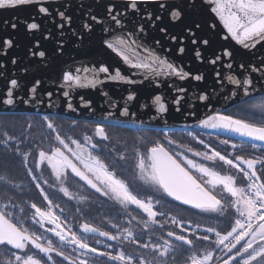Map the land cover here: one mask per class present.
Instances as JSON below:
<instances>
[{
    "label": "snow or ice",
    "instance_id": "6c2138e0",
    "mask_svg": "<svg viewBox=\"0 0 264 264\" xmlns=\"http://www.w3.org/2000/svg\"><path fill=\"white\" fill-rule=\"evenodd\" d=\"M215 7L212 11L219 16L223 22L228 33L239 44L245 48L254 47L256 43L264 41V0H212ZM40 5L37 9L39 14L50 16L49 8L43 6V0H0V9L15 8L16 6L23 5ZM139 4H155L157 10L153 11L149 8L141 9ZM195 6V0L188 4V8ZM115 5H109L107 12L112 21L116 25H122L123 20L120 15H112L115 10ZM132 9L137 14L141 15L143 21L155 27L156 22L163 19L162 13L168 12L172 21H180L184 17L185 9L181 4L175 2V0H125V9ZM58 15L62 20L71 24L72 17L67 16L65 12L60 11ZM124 19H127V12L123 14ZM95 21L97 18L92 17ZM25 27L29 32L38 31L41 28L40 23L36 22L35 17L31 22L24 21ZM65 23L58 25L61 29V35H63V28ZM103 23V21H98ZM135 23V22H134ZM16 23L11 24V28L15 29ZM90 25L85 24V28L90 30ZM201 25L193 21L189 25H185V31L189 37H192L191 43L193 45L200 44L202 46H208L210 39L197 36L193 29L199 30ZM139 32H144V23L138 25ZM104 31H108L107 28ZM159 31L169 36L172 41L182 43L185 39L184 36L170 35L166 27H162ZM47 38V37H46ZM39 42L37 41V44ZM107 47L116 51L123 57L124 61L131 64L138 69H147L149 71H155L157 74L160 69H169L181 80L186 79L191 74L183 71V69H177L173 64L168 63L166 60L161 59L158 56H150L147 59H138L136 63H132L129 55L126 54V50H130L135 55V50L132 49L131 44L123 37H114L112 41H105ZM135 41H132L134 44ZM159 43V41H157ZM0 46L11 48L15 45L13 39L8 38L0 41ZM35 47V45H34ZM178 52L183 54L186 51L184 46L178 47ZM148 52V49H144ZM57 53L62 55V47L57 48ZM33 56L38 55L41 58L46 57L45 51L32 52ZM226 56H231L232 53L225 50L223 53ZM195 57L197 59L202 58V53L197 48L195 50ZM221 56L217 55L208 62L215 65ZM151 61L149 63L148 61ZM15 63V59L12 61ZM231 68V64L227 65ZM241 68L244 65H240ZM253 71H260V69L253 68ZM81 73H95L92 79H89L87 75L82 76ZM100 73L108 74L106 79L117 81L125 80L126 78L121 75L119 69L115 70V74L110 73L108 66L101 64L97 67H82L76 68L75 74L72 71H65L62 76L65 86L72 88L74 86L84 87L86 84L95 86L102 83L98 78ZM219 76V73L216 74ZM192 79L201 81L204 79L203 75L197 74L192 76ZM228 79L237 85L243 83L244 86H251L253 81L250 78H245L243 82L233 77ZM128 83H135V81H127ZM41 83L40 80H36L30 89L35 94L37 86ZM11 87L7 91V99L5 104L11 105L13 100V89L19 87V83L16 79L10 80ZM178 92H185L183 88L177 89ZM245 94H247V87H245ZM51 96L52 93H47ZM65 97L69 96V92L63 93ZM106 95V94H105ZM83 99V98H82ZM134 99V94H129L127 100ZM181 97H175L172 100V104L176 106V110H180ZM208 95L201 94L199 100L207 101ZM154 103L158 106L159 113H165L168 111L165 103L162 102V97L156 95L154 97ZM68 107L72 108V104L68 103ZM264 109V102L253 105ZM123 114H128V108L123 109ZM47 120V117H45ZM75 123V122H74ZM200 124L205 128L212 129H224L229 132L237 133L241 137H248L251 141L264 142V123L255 124L241 119H234L232 116L222 115L217 113L215 115L207 117V119L201 120ZM48 128L52 129L51 122L48 123ZM95 132L103 140H108L104 128L97 125ZM193 135L192 133H189ZM7 139L5 144L13 137L4 133ZM167 138V133H165ZM194 139L198 137L193 136ZM61 147H55L51 150V154L45 151H39V159L37 161V167L44 161H47L48 166L52 170L56 181L60 184L59 191L65 196L71 197L69 189L64 186V182L69 171L80 180L84 181L96 192L102 196L108 197L118 202L120 205L127 208L129 205H135L147 214L148 220L143 221V227L147 229L149 222L152 224H159L156 220L157 215H164L163 213H157L154 210V204L151 197L146 200L138 198L133 194L125 180L120 179L115 171L109 170V166L97 155L93 154V149L97 148L96 144L91 143L92 137L85 136V144H81L78 140H71V145L65 141L57 132L55 136ZM170 144H175L174 140L169 139ZM200 144H204L203 140H199ZM223 144H228V140L222 141ZM246 141H241L242 147ZM184 147V146H181ZM208 147V146H206ZM238 145L232 144V148H237ZM251 147L256 148V144H251ZM19 151V149H17ZM189 152H192L195 157H200L204 161H222L223 164L236 169L242 174L246 181L243 185L237 184V177L231 174H222L220 171L215 170L212 167L207 166L205 163L198 162L194 159H190L184 153H173L164 146L163 143L157 141L152 147L147 149V153H141L136 150V168L138 169L139 179L147 184L155 187L157 191L165 193L167 196L172 197L176 201H180L182 204L191 205L193 208L199 209L206 213H217L223 217L230 209H234L235 218L230 221V229L227 231L217 230L215 227H208L205 229L207 233H212L215 236V240L211 241L209 235H198L197 240L211 241L214 247L204 250L202 256H197L195 253L190 257V264H213V261H217L218 264H264V177L258 173L257 165L264 167V156H255L246 158L244 156L236 155L230 159L226 155H222L219 151L211 149L209 151H194L188 148ZM28 153L24 154L25 163L27 162ZM121 159L124 158L121 154ZM242 165H246V168ZM193 171L198 174H193ZM29 175H32V169H28ZM0 179H3L0 177ZM32 180L36 181L37 177L32 175ZM44 183H48L47 180ZM36 188L39 189L40 195L43 196L44 201L47 202V209H41L35 203L31 204V208L34 209V213L31 217L35 223L41 227L45 222L52 225L46 229L47 232L54 234L58 237L61 245H73L75 248L73 251L78 252L76 259L67 256L63 250H60L53 244L51 239H45V237L38 235L34 232H30L27 228L23 227L20 220L13 222L14 218L12 213L7 212V205L0 207V245H10L17 250L27 249L29 246L38 250L39 253H43L48 260H52V253H56L58 256L63 257L65 260H69L70 264H90L86 258L89 254H97L102 257H108L111 261H120L122 264H150L143 257L138 260L131 254L126 255L124 251H117L113 254L112 251H100L96 247L90 246L85 238L78 235L76 231L71 230V226L67 225L66 221H61V218L53 211V203L49 199L44 188L41 187L39 182L36 183ZM219 190V191H217ZM81 199H84L81 197ZM157 204L160 201H156ZM58 207V206H56ZM23 211V210H21ZM38 218V219H37ZM173 223H177L175 217L172 218ZM179 226L184 232H189L190 229L183 226V222H179ZM113 227H118L113 225ZM200 225H196L199 228ZM80 228L84 233H98L99 236L107 237L111 241H117L124 236V239L133 240L139 243L135 239L134 233L125 229L122 234H112L107 231H101L99 228L94 227L88 223L80 225ZM192 232L195 230L192 229ZM169 237H174L176 241H180L182 244L194 246L195 241L190 239L188 235H178L175 232L169 231L167 233ZM99 242V241H97ZM239 246V247H238ZM106 247L111 248L112 245L108 244ZM144 249L151 247L153 251L158 252L161 257L167 256L170 250H174L172 241L164 240L163 244L149 245L144 243L142 245ZM220 252L223 255H215ZM85 257V258H81ZM16 264H42L41 259L36 258L33 254L25 253L23 255H15ZM8 264H11L9 261Z\"/></svg>",
    "mask_w": 264,
    "mask_h": 264
},
{
    "label": "water",
    "instance_id": "95a60500",
    "mask_svg": "<svg viewBox=\"0 0 264 264\" xmlns=\"http://www.w3.org/2000/svg\"><path fill=\"white\" fill-rule=\"evenodd\" d=\"M175 2L185 9L183 19L172 21L168 12H164L163 19L156 22L155 27L143 21L141 15L132 9H125V0H43V6L49 8L50 16L39 14L38 4L0 9V41L11 38L16 45L11 48L0 46V113L64 116L133 128L202 130L264 145V142L251 141L237 133L205 128L200 124L201 120L217 113L229 116L223 112L264 95V41L249 48L239 44L212 11L215 7L212 0H195L192 8H188L192 0ZM113 4L116 7L112 15L119 14L123 20L122 25H116L107 12L108 6ZM138 7L157 10L155 4H139ZM60 11L72 17L70 25L58 15ZM125 12L127 19L123 17ZM93 16L97 18L95 21ZM33 17L41 28L29 32L24 21L31 22ZM193 21L201 25L199 30L193 29L196 35L210 39L208 46L191 43L192 37L187 35L185 25ZM12 23L17 24L15 29L11 28ZM61 23H65L63 35L58 28ZM140 23H144V32L137 30ZM85 24L91 26L90 30L85 28ZM162 27H166L170 35L184 36L185 39L182 43L172 41L159 31ZM105 28L108 31H104ZM117 36L125 38L132 49L146 59L158 56L191 75L181 80L166 68L160 69L157 74L155 71L133 67L116 51L107 47L105 41H112ZM132 41L135 43L132 44ZM179 46L186 48L183 54L178 52ZM58 47H62V55L57 53ZM145 48L148 52L144 51ZM197 48L202 53L201 59L195 57ZM225 50L232 55H224ZM39 51H45L46 57L31 54ZM217 55L221 59L215 65L210 64L208 61ZM14 59L15 63L12 62ZM101 64L108 66L111 74L119 69L126 79L112 81L106 79L108 74L100 73L98 78L102 83L95 86H65L62 80L65 71L75 74L78 67L98 68ZM229 64L231 68L227 66ZM253 68L260 71H253ZM197 74L203 75L204 79H192ZM81 75L92 79L96 74ZM230 76L241 82L250 78L253 83L251 86H244L243 83L237 85L228 79ZM11 79H16L19 87L13 89L14 103L8 105L4 101L11 87ZM36 80L41 83L33 94L30 89ZM129 80L135 83H128ZM180 88L186 91L178 92ZM65 91L69 92L68 97L63 95ZM49 92L51 96L47 95ZM129 94H134L131 101L127 100ZM201 94L208 95L209 99L199 100ZM156 95L162 97L167 112H158V106L154 103ZM178 96L182 98L179 111L172 104L173 98ZM68 103L72 104V108L68 107ZM125 107L128 108L127 115L123 114ZM242 166L246 168V165Z\"/></svg>",
    "mask_w": 264,
    "mask_h": 264
},
{
    "label": "flooded vegetation",
    "instance_id": "af4514ba",
    "mask_svg": "<svg viewBox=\"0 0 264 264\" xmlns=\"http://www.w3.org/2000/svg\"><path fill=\"white\" fill-rule=\"evenodd\" d=\"M223 113L228 115L227 111ZM18 115L10 116V118H3L0 115L2 123L0 130H3L0 133V146L2 147L0 149V177L3 178L0 179V207L7 205L6 211L12 213L13 222L20 220L23 227L27 228L30 232L41 235L45 239H51L53 244L60 248V250H63L67 256L72 257V259L77 258L79 253L73 251L75 246L61 245L58 237L46 231L52 225L45 222L44 226L41 227L31 219L35 211L31 208L32 203H35L44 210L48 207L47 202L40 195L39 189L35 186L39 182L53 203V211L61 218L62 222L66 221L67 225L71 226L72 231H76L78 235L85 238L90 246L96 247L100 251H112L113 254L122 250L126 255H133L137 260L143 257L150 264H158L157 252L153 251L151 247L144 249L142 245L144 243H148L149 245L159 244V242L163 243L164 240H170L172 241L174 250H170L169 253H175L174 259L176 260L173 264H181L187 260L188 245L176 241L174 237H169L167 233L172 231L178 235L189 236V232H184L179 226V222L182 221L183 226L188 228V218L209 219L211 215L204 213L190 214L189 208H193L192 206L182 204L165 193L157 191L154 186L140 180L138 169L136 168V150L146 154L147 149L152 147L157 141L163 143L173 153L182 152L190 159L212 167V165L208 164V161L195 157L192 152H189L187 142L174 140L176 143L170 144L169 139L172 140L178 134L166 132V138L165 133L124 132V128L121 126L85 119L75 120L64 116L26 113ZM45 117H47V120H45ZM49 122L53 125L52 129L48 128ZM97 125L104 128L108 135V140H103L96 134L95 128ZM57 132L73 148L75 146L71 145V140H78L81 144H85L84 137H92L91 143L97 145V148L92 150L93 154L99 156L109 166V170L115 171L120 179L125 180L130 190L138 198L144 200L148 197L152 198L154 210L157 213L164 214L157 215L156 220L159 221V224L149 222V227L145 229L142 222L147 221L148 217L141 209L135 205H129L125 208L115 200L102 196L70 171L66 177L64 186L69 189L71 197L74 198L65 196L60 192V184L52 174L47 161H44L40 164V167H37L39 151L43 150L51 154L53 148L61 147L55 139ZM4 133L13 137L7 144L4 143L7 139ZM201 134L207 139L211 135H217L203 131ZM194 151L210 152V150L206 149ZM251 152L254 156L247 155L246 158L264 156V151ZM25 153H28L26 163L24 160ZM121 154L124 156L123 159L120 158ZM228 157L232 159V153ZM217 161H213V165H216L215 162ZM28 169H32V175L37 177L36 181L32 180V175H29ZM193 174L198 176L194 171ZM45 180L48 183H44ZM81 197L84 199H81ZM156 201H160V203L157 204ZM173 217H175L177 223L172 222ZM84 223H88L99 228L101 231H107L114 235L118 233L122 234L125 229H129L134 233L135 239L139 243L124 239L123 235H121L119 240L111 241L107 237L99 236L98 233H84L80 228V225ZM113 225H117L118 227L114 228ZM108 244H111L112 247H106ZM25 253L35 255L36 258L41 259L42 264H61L62 261L70 264V261L58 256L56 253H52V260H48L43 253H39L38 250L31 246L24 250H17L10 245H0V263L7 264L9 261L16 263L15 255H23ZM179 253L180 259L178 260ZM86 258L90 264H122L120 261H111L108 257H102L97 254H89ZM164 258V256L160 257V259ZM216 262L214 261L213 264Z\"/></svg>",
    "mask_w": 264,
    "mask_h": 264
},
{
    "label": "trees",
    "instance_id": "16d2710c",
    "mask_svg": "<svg viewBox=\"0 0 264 264\" xmlns=\"http://www.w3.org/2000/svg\"><path fill=\"white\" fill-rule=\"evenodd\" d=\"M264 102V95L250 99L246 102H243L239 105H236L228 110L227 113L229 116H232L237 119L245 120L250 123H255L257 125L264 123V109L258 108V107H253V105L260 104ZM8 114V115H6ZM14 114V115H13ZM0 113V115L5 118V117H13V116H19L16 113ZM6 123V121H4ZM1 121H0V126H1ZM16 124V122H15ZM14 124V125H15ZM124 128V132H156V133H166V132H171L172 134H178L177 137L172 138V140H178L179 142H187V147L191 148L193 150H219V152L222 155L229 156L230 153H232V158H234L236 155L244 156L246 157L247 155L249 156H254L251 151H264V145L256 144L257 147L253 148L251 147L252 142L246 141V143L241 147V139H235V138H230L222 135H215V136H210V138H206L202 136L201 132L202 130H192V129H173V130H162V129H146V128H133V127H128V126H121ZM47 130V129H44ZM3 130H0V133ZM42 131V130H39ZM206 132V131H203ZM189 133H192L193 135H190ZM207 135V134H206ZM214 135V134H213ZM193 136L198 137V139H194ZM199 140H203L205 143L200 144ZM228 140V144H223L222 141ZM244 141V140H243ZM232 144L238 145L237 148L233 149ZM255 144V143H254ZM208 146V147H206ZM2 147L0 146V149ZM209 165H212V168H214L217 171H220L221 173L225 174H231L235 177H237V184L238 185H243L246 183L244 180L243 176L241 173H239L236 169L231 168L225 164H223L222 161H217L215 162L216 165H213V161H208ZM258 173L264 177V167L261 165L257 166ZM219 191V190H218ZM189 213H204L207 215H211V217L208 218H203V219H198V218H188L187 224L188 228L190 229L189 231V238L193 239L195 241L194 246H189L188 245V254H187V260L185 262H182L181 264H190V257L195 253L197 256H202L204 254V250L206 249H211L214 247V244L211 241L215 240V236L212 233H207L205 231L206 228L208 227H215L217 230L220 231H227L230 229V221L234 220L235 214H234V209H230L225 216L221 217L217 213H206L202 212L199 209H194V208H189ZM196 225H200L199 228H196ZM194 229L195 231L192 232L191 230ZM202 236V235H209L211 237V241H203V240H197L196 236ZM159 244H163L160 243ZM239 247V246H238ZM222 253L217 252L215 255H221ZM160 255L157 252V262L158 264H173L176 260L175 258V253H168L167 256H164V259H160ZM180 259V253L178 254V260ZM215 261V260H214ZM213 261V262H214ZM3 264V263H0ZM8 264V263H7ZM11 264H16L14 261ZM61 264H68L66 262H61ZM180 264V263H178Z\"/></svg>",
    "mask_w": 264,
    "mask_h": 264
},
{
    "label": "bare ground",
    "instance_id": "6f19581e",
    "mask_svg": "<svg viewBox=\"0 0 264 264\" xmlns=\"http://www.w3.org/2000/svg\"><path fill=\"white\" fill-rule=\"evenodd\" d=\"M126 54L129 55L130 60H131L132 62H134V63H136L138 59H146L145 57H143L142 54L137 53V52H135V55H133V52L130 51V50H126ZM148 62H149V61H148ZM149 63H150V62H149Z\"/></svg>",
    "mask_w": 264,
    "mask_h": 264
},
{
    "label": "rangeland",
    "instance_id": "374dc122",
    "mask_svg": "<svg viewBox=\"0 0 264 264\" xmlns=\"http://www.w3.org/2000/svg\"><path fill=\"white\" fill-rule=\"evenodd\" d=\"M207 165V164H206ZM208 166V165H207ZM210 167V166H209ZM222 174H225V173H222Z\"/></svg>",
    "mask_w": 264,
    "mask_h": 264
}]
</instances>
